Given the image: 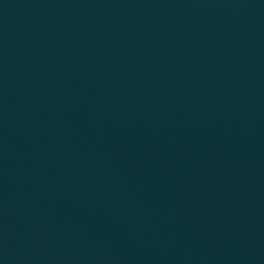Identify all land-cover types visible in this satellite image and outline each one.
I'll list each match as a JSON object with an SVG mask.
<instances>
[{"label":"water","instance_id":"water-1","mask_svg":"<svg viewBox=\"0 0 264 264\" xmlns=\"http://www.w3.org/2000/svg\"><path fill=\"white\" fill-rule=\"evenodd\" d=\"M0 264H264V0H0Z\"/></svg>","mask_w":264,"mask_h":264}]
</instances>
